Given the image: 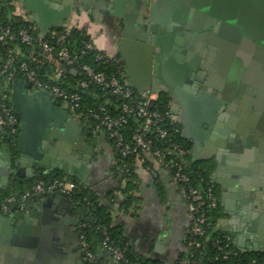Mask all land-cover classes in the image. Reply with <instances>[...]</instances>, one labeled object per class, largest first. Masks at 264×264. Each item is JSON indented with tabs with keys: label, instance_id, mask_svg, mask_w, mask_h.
<instances>
[{
	"label": "crops",
	"instance_id": "0c3cea01",
	"mask_svg": "<svg viewBox=\"0 0 264 264\" xmlns=\"http://www.w3.org/2000/svg\"><path fill=\"white\" fill-rule=\"evenodd\" d=\"M8 1L10 14L31 23L42 37L57 28L83 30L96 48L121 60L125 82L137 94L150 90L158 92L159 97L166 94L181 134L189 142L191 156H200L197 160H213L216 164L211 178L219 198V226L233 233L234 243L241 249L255 245L264 248V197H256L264 190V129L261 128L255 148L241 145L251 136L249 116L242 117L238 108L223 109L221 104L201 93L213 70L201 66L207 61L204 56H199L200 64L194 67L192 57L178 44L176 39L182 33L178 31L181 21L176 20L181 14H174L176 0H142L140 13L145 23L155 29L159 27L160 31L157 39L150 42L139 35L141 30L135 27L139 23H130L131 28H127L125 15L131 11L128 0H110L109 4L89 0ZM219 1V7L223 8L225 3L235 0ZM150 34L153 35L152 29ZM236 52L232 50V59ZM2 59L0 49V70ZM250 60L246 59L245 63ZM249 66L246 63L243 70ZM2 80L4 78H0V91ZM15 80L16 84L10 83L9 93L14 111L18 110L19 132L16 152L8 146L0 148L11 151L9 164L0 155V179L6 180L0 188L16 180L23 182L39 174L62 171L94 193L134 255L158 264H178L187 252L185 239L191 223L181 186L167 168L150 154L151 165L138 162L139 182L133 202L126 206L127 195L122 191L125 183L114 168L115 151L109 136L90 128L69 105L68 108L62 106L64 100L61 105L51 102L37 88L29 87L26 80L20 77ZM209 90L205 91L215 97ZM47 130H50V140L55 142L51 157H56L60 165L66 163L71 174L60 167L43 172L47 166L43 161L52 163L51 158L45 159L49 150L39 147ZM53 131L67 133L72 143L84 137L83 144L72 146L75 152L67 151L63 145L56 144L58 137L53 136ZM36 151L41 153L38 158L31 154ZM19 170L22 174L17 173ZM20 211L18 207L10 214L16 217ZM76 213L81 212L77 209ZM4 230L0 222V233ZM109 255L100 247L97 258L108 264ZM110 264L119 263L112 259Z\"/></svg>",
	"mask_w": 264,
	"mask_h": 264
},
{
	"label": "water",
	"instance_id": "95a60500",
	"mask_svg": "<svg viewBox=\"0 0 264 264\" xmlns=\"http://www.w3.org/2000/svg\"><path fill=\"white\" fill-rule=\"evenodd\" d=\"M180 1L174 14L181 13L183 16L182 19L179 18L182 23L179 28L184 27V30L176 40L192 57L191 63H194V67L198 68L200 64L199 56H204L208 60L205 59L206 62H203L201 66L205 70H213L209 72V78L205 84L207 86L204 85V89L209 88L215 97L205 90L201 93L221 104L223 109L231 111L238 108L242 117L246 118L248 115L255 123L262 117L263 121L260 120L257 123L264 129V106L259 104L264 102V0H242L235 20L215 17L212 12V0ZM89 2L109 4L110 0H89ZM128 2L131 5V11L125 15L127 28H131L130 23H139L135 26L141 30L139 35L144 40H156L157 30L154 27L149 28V25L144 21L143 14L140 13L142 0H128ZM260 6L262 7L260 8ZM186 15L188 17L184 19ZM250 16L251 22L248 19ZM199 20H206V23L203 24ZM151 29L153 35L150 34ZM236 48H240L237 53L243 55L245 60L253 58L254 61L252 65L250 62L247 70L244 69L242 73H238V79L234 80L231 79L233 76H231L232 70L228 61L232 59V50H236ZM251 50L254 54H251ZM226 76L229 78L227 85L223 79ZM19 77L26 80L29 87H33L26 77ZM0 78H3L1 70ZM220 79L221 81H219ZM16 82L15 78L11 82L2 80L0 96L6 91L7 85L16 84ZM223 83L226 88L230 89L228 93L226 89L223 90ZM38 90L51 102L61 105V100L46 89ZM62 106L68 108V103L64 101ZM65 116L69 118L70 115L65 113ZM137 120L139 121V119ZM253 121L251 120V125L255 124ZM228 125L231 127V124L228 123ZM49 131L47 130V133L42 135L39 146L49 150L45 159L51 158L52 160L51 164L48 161H43V164L47 165L43 172L48 173L52 169L60 167L67 174H71L66 168V163L60 165L56 157H51V153H54L51 148L55 142L50 140ZM260 131L258 129L257 132ZM52 134L58 137L56 144L63 145L70 152H75L72 146L79 147L83 144L84 137L72 143L71 137L67 133L53 131ZM31 154L35 158L41 155L39 151ZM0 155L5 157L8 164L10 163L8 158L11 157V151L9 149L0 150ZM192 157L195 160L201 158L200 156ZM190 161L188 160V162ZM17 173L22 174L20 170ZM214 174L215 172H213V176ZM5 184L6 180L1 178L0 186ZM77 209L76 203L68 195L45 192L37 194L26 208L18 213V217L9 213H0V222L3 223L5 229L0 233V264H84L85 249L79 227L86 220L88 211L77 214ZM248 248L264 251L263 247L257 245L253 248L248 246ZM111 262L112 257L109 255V260L106 263L110 264Z\"/></svg>",
	"mask_w": 264,
	"mask_h": 264
},
{
	"label": "trees",
	"instance_id": "16d2710c",
	"mask_svg": "<svg viewBox=\"0 0 264 264\" xmlns=\"http://www.w3.org/2000/svg\"><path fill=\"white\" fill-rule=\"evenodd\" d=\"M0 22L4 25L10 26L12 30L13 34L8 38L5 46H10L13 49V54L16 58L15 65L18 66L21 62H26L29 66L36 69L38 78L43 82L56 84L69 93H78L80 95L78 101L79 105L71 111L85 119L90 128L98 133H103L108 136L105 126L101 124L103 111L100 107H104L105 110L112 115H118L122 112L120 109L122 100L111 94L108 88H104L95 82H91L86 88H82L80 82L87 79V76L82 70L81 64H88L98 71H103L109 76L116 75L125 81L122 62L113 59L106 60V58L97 60L95 57L98 53H102L103 55L107 54L98 48L84 50V44L86 41L90 40V37L83 30L77 28L55 29L66 33L65 44L73 54L77 55L78 62L73 65L67 64L64 60L60 59L56 50L52 53H46L41 50L38 44L30 45L22 43L17 34L18 30L22 27L32 26L33 34L39 36V33L31 23L16 19L10 14L8 0H0ZM55 45L57 47L59 46L58 43ZM0 49L2 56H4L3 46H0ZM59 72L60 74H58ZM19 76L23 75L16 72L15 78ZM10 86V84L7 85V96L5 101L13 108L10 102ZM134 94L135 97L140 96L136 92H134ZM70 104L71 102L69 105ZM149 108L158 110L163 114L167 111H171L168 96L163 93L157 100L150 103ZM97 114L100 116L97 117ZM126 117L127 120L120 130L124 135V140L130 142L132 141L133 134L140 128L141 122H139L134 115H127ZM98 123L101 124L103 130H96V125ZM165 126L169 131L168 136L165 138L160 137L152 130L147 131V136L153 140L154 148H160L166 152L170 151L167 153V158L173 159L174 162L182 164L191 178L199 185L207 186L214 184L211 176L215 170V162L213 160H195L191 156V152H189L185 158L181 157L179 153L172 148L175 144H178L182 148H189V142L181 134L180 124L175 119H168L165 121ZM18 132L19 122H17L15 126L5 128L4 134L0 136V148L8 146L16 152ZM110 140L115 151L114 168L117 171L119 179L121 181H123V179L126 180V184L122 188V191L127 195L125 205L129 206L133 202V193L139 182V177L136 173L138 162L142 161L147 165H151L148 155L150 154L154 158L155 156L151 152H147L142 148H139L137 151L123 153L122 149L116 146L114 139L110 138ZM188 160L191 161L188 162ZM162 166L167 168L170 175L173 174L175 170L174 167ZM54 178H70L74 180L72 177L65 175L62 171H54L49 174H39L32 179H25L23 182L16 180L11 185L0 188V201L9 195L21 193L39 180L50 182ZM74 182L77 187L69 197L76 203L80 212L88 211L87 218L83 225H81L80 233L83 236V239L87 242V250L96 255L94 260L87 259L86 264H104L102 258L97 260V254L100 251V247H103L102 242L105 236L108 235L110 240L120 247H126L125 240L119 229L112 226L109 214L105 207L99 204L94 193L79 184L77 180H74ZM214 187L216 188L215 185ZM17 208L18 204H15L14 209L13 206H11L10 211L13 212ZM209 215L210 223L205 226L206 234L204 236L189 235V238L192 240H200L202 245L191 248L193 255L188 256V258H186L187 254H183L182 257L186 258L187 262L178 264H264V251L241 249L232 241V239L228 240L226 238L227 234H230L231 237H233V233L217 226L221 215L219 206L216 209L210 210ZM230 251L234 252L230 253ZM126 258L127 261L120 260L117 262L119 264H131L132 262L137 261L141 264H158L157 262L137 257L129 247L126 249Z\"/></svg>",
	"mask_w": 264,
	"mask_h": 264
},
{
	"label": "built area",
	"instance_id": "2783aa9c",
	"mask_svg": "<svg viewBox=\"0 0 264 264\" xmlns=\"http://www.w3.org/2000/svg\"><path fill=\"white\" fill-rule=\"evenodd\" d=\"M32 31V26L22 27L19 29L17 34L19 35L20 41L30 45L38 44L41 50L46 53H52L54 50H56L59 58L64 60L67 64L73 65L78 62L77 55L73 54L65 44V32L61 30H52L49 32L47 38V36H35ZM12 34L13 33L10 26L4 25L0 22V46H3L4 48L1 72L3 74L4 81L11 82L15 78L16 72H18L19 74L26 77V79L38 89H46L56 98L66 101L68 105L71 102V107L69 105L71 110L77 107L79 105L78 101L80 99V95L78 93H69L56 84L43 82L38 78L36 69L29 66L26 62H21L18 64V66L15 65L16 58L13 54V49L10 46H5L7 44L8 38L12 36ZM56 43L59 44L58 47L55 45ZM93 48H96V46L91 40L85 42L84 50ZM95 58L97 60L106 58V60L113 59L118 62L121 61L118 57L103 55L102 53H98ZM81 68L87 76V79H84L80 82V86L82 88H86L91 82H95L104 88H108L111 94L122 100L120 104V109L122 112L118 115H112L107 112L104 107H100V109L103 111L101 124L105 126L108 136L114 139L116 146L121 148L123 153L137 151L139 148H142L147 152H151L160 164L166 167H174L175 170L171 176L173 180L181 186L185 200L188 204L191 223L189 235L193 234L204 236L206 234L205 226L210 223L209 211L216 209L219 206L217 190L214 187V184L207 186L199 185L191 178L182 164L179 162H174L173 159L167 158V153L170 151L166 152L163 149L154 148L153 140L147 136V131L152 130L160 137L165 138L169 134L168 128L165 126V121L168 119H175L172 111H167L163 114L158 110L149 108L150 103L159 98V93L150 90L146 94L135 97L133 89L118 76H109L103 71H98L88 64H81ZM6 91L1 95L0 98V136L4 134L5 128L15 126L18 122V116L16 115V112L5 101L7 96ZM127 115H134L142 124L140 125V128L133 134L132 141L130 142L124 140V135L120 130L122 125L127 120ZM96 116L99 117L100 115L97 114ZM101 124L98 123L96 125V130H103ZM172 148L175 149L183 158H185L190 152V148H182L178 144H175ZM122 183L126 184V180L123 179ZM76 187V183L70 178H54L50 182L39 180L21 193L9 195L0 201V212L5 214L9 213L11 206H14L15 204H18V207L21 208L29 199L37 196L39 193L57 192L70 196ZM217 226H219V224H217ZM189 235L185 239V245L187 247L186 258L193 255L191 248L202 245L200 240H192L189 238ZM81 238L83 247L85 249L86 260H94L96 255L87 250V242L83 239L82 235ZM226 238L228 240L232 239L234 242V238L231 237L230 234H227ZM102 245L104 249H106V251L110 254L112 259L116 261H127V246L120 247L116 245L112 240H110L108 235L105 236ZM233 252L234 251H230V253ZM186 258L181 257L179 263H186ZM131 264L141 263L135 261Z\"/></svg>",
	"mask_w": 264,
	"mask_h": 264
},
{
	"label": "flooded vegetation",
	"instance_id": "af4514ba",
	"mask_svg": "<svg viewBox=\"0 0 264 264\" xmlns=\"http://www.w3.org/2000/svg\"><path fill=\"white\" fill-rule=\"evenodd\" d=\"M177 2H176V4L177 5H179L180 4V0H176ZM221 3V1H219V0H212V2H211V4L213 5V9H212V12H213V15L215 16V17H217V18H224V19H229V20H235V18H237V16H238V13H239V10H240V7H241V4H242V0H235L234 2H228V3H225V7L223 6V8H220L219 7V5H221L220 3ZM262 6H260V8H261ZM188 13V12H187ZM181 13H179L178 15H180ZM189 14V13H188ZM179 17H181V19L183 18V16L182 15H180ZM248 19H249V21L251 22V16L250 17H248ZM176 20H177V22L179 23L180 21H179V18L177 19L176 18ZM220 20H222V19H220ZM206 20H199V22H203V24H205L206 22H205ZM180 26H182V23L180 22V24H179ZM149 26L150 27H153V25L151 24H149ZM159 27H157L156 28V30H157V35H159V33H160V31H159V29H158ZM166 28V27H165ZM153 29V28H152ZM183 30H184V27L183 28H179V33H182L183 32ZM239 45L241 44L240 42L238 43ZM260 44V43H259ZM238 50H240V48H236V51H238ZM251 54H254V52L251 50ZM207 55H209V54H207ZM206 60H208V59H206ZM254 61V59L253 58H251V60L249 61V62H246L247 64H248V66L250 65V62H251V65H252V62ZM245 63V58H244V56L243 55H240L239 53H237L236 52V54H235V56L233 57V59H231V60H229L228 61V65L231 67V70H232V74H231V76H233V77H231V79H238V77H239V74L238 73H242V70H243V66L246 64ZM242 68V69H241ZM241 75V74H240ZM224 79V82H225V84L227 85V82H229V78L226 76V77H224L223 78ZM219 81H221V79L219 80ZM263 82H264V80H263ZM229 90L230 89H228L227 88V93L229 92ZM224 92V91H223ZM260 105H262V106H264V102H261V103H259ZM252 121H253V119H251ZM263 121V119H262V117H260L259 118V120L258 121H256V123L255 124H252L251 125V136L246 140L245 139V142L243 143V144H241V145H244V146H249V145H251V148H255V146H256V144H258L259 143V134H260V132H257L258 131V129H260L261 130V126H260V124H258L259 123V121ZM258 122V123H257ZM262 132V131H261ZM262 179V178H261ZM264 189V188H263ZM256 197H258V198H262V197H264V190L261 192V193H259V194H256ZM34 198V197H33ZM33 198H31V199H33ZM31 199H29V201L28 202H26L20 209H21V211H23L25 208H26V206H27V204H29V202H31L32 200ZM252 199H253V197H252ZM11 213V211L9 212V214ZM18 215V214H17ZM18 217V216H17ZM81 227H79V229H80ZM84 264H86V258L84 257Z\"/></svg>",
	"mask_w": 264,
	"mask_h": 264
}]
</instances>
